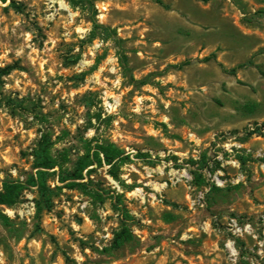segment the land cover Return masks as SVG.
<instances>
[{"label": "rangeland", "instance_id": "1", "mask_svg": "<svg viewBox=\"0 0 264 264\" xmlns=\"http://www.w3.org/2000/svg\"><path fill=\"white\" fill-rule=\"evenodd\" d=\"M156 1L0 0V69L21 67L0 83V189L34 172L43 134L58 173L97 144L129 157L118 178L96 168L101 197L56 189L41 219L36 189L2 207L0 264H264V0Z\"/></svg>", "mask_w": 264, "mask_h": 264}, {"label": "trees", "instance_id": "2", "mask_svg": "<svg viewBox=\"0 0 264 264\" xmlns=\"http://www.w3.org/2000/svg\"><path fill=\"white\" fill-rule=\"evenodd\" d=\"M6 2V0H1ZM87 0H71L74 7L84 6ZM206 2L207 0H202ZM91 2V1H90ZM157 3L163 5L161 0H157ZM12 6H15V3H11ZM94 8V5H92ZM93 29L91 33V39H95L98 34L99 36L105 39H114L119 50L121 40L117 36V31L111 29L110 27L101 25L97 23L94 19ZM120 62L127 70L131 76L132 84L136 86H145L150 84L149 79L135 80L131 75V69L128 67V57L127 55L120 50ZM211 60H216V55L213 54L204 58L201 62L207 63ZM192 63L191 60H188L181 64L180 66H187ZM224 72L229 73L230 75L235 76L237 70L242 68L244 65H239L231 70L225 69L222 64H219ZM249 65H254L252 61H249ZM260 68V67H259ZM21 69L17 63L13 65H8L0 69V83L3 82L2 78L8 76L14 70ZM260 73L264 75V72L260 70ZM243 84V83H242ZM264 129V123L262 125ZM53 142L48 134H43L40 140L38 141L36 147L31 152L30 156L33 158L32 168L34 172L30 174L25 180H14L6 179L3 183L2 188L0 189V220L8 225L10 223L9 217L3 213L2 207L13 208L18 203H20L21 198L25 191L30 189H36L37 197L35 199V208H36V218L41 219L42 215L45 212H50L54 206V198L56 196V189L60 190L62 188L68 189H81L84 192H90L92 196H99V193L96 185L91 179L93 173L96 172V168H102L104 165L109 166V173L118 178V170L122 165H124L128 160V156H124L125 153L123 150L117 148L113 144H97L95 149L88 147L86 153L81 156L75 163L74 169L72 171L65 170L60 168L59 173L55 170L56 167H59L57 159L52 155ZM96 166V167H94ZM86 171V175L84 172ZM58 173V182L63 184V186H57L55 188L50 184V179L55 177ZM88 177L87 182L84 181ZM122 200L120 196L116 197V209L122 212L126 218H130L126 209L121 208ZM133 235L130 232V229L125 225L122 227L120 232L115 234L113 241V246L115 248L122 247L126 242L131 241Z\"/></svg>", "mask_w": 264, "mask_h": 264}]
</instances>
